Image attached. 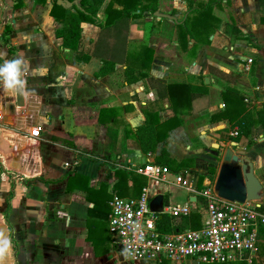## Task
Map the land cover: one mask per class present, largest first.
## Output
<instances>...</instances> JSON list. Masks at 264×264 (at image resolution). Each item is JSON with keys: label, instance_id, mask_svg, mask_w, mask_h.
Returning <instances> with one entry per match:
<instances>
[{"label": "crops", "instance_id": "1", "mask_svg": "<svg viewBox=\"0 0 264 264\" xmlns=\"http://www.w3.org/2000/svg\"><path fill=\"white\" fill-rule=\"evenodd\" d=\"M53 1L0 0V61L13 45L9 60L27 62L21 77L37 104L36 123L29 124L30 99L23 95L19 104L15 92L19 124H26L15 119L12 126L0 100V166L22 174L7 184L4 213L13 226V264H117L110 202L137 198L144 188L149 202L162 194L164 207L189 204L201 221V190L213 186L229 146L252 159L264 184V0H137L145 12L129 19L116 59L94 53L99 27L89 20L81 21L76 47L65 46L56 33L64 23L50 13ZM56 1L72 11L81 7V0ZM108 1L96 9L102 21ZM4 88L1 81L0 95ZM243 116L248 133L237 139ZM143 125L157 139L154 149L141 147L136 131ZM4 130L17 136L13 144ZM213 143L215 160L203 155ZM164 151L190 164L188 171L170 169L164 180L135 171ZM175 173L186 183H177ZM258 257L264 264V230L252 260ZM188 259L177 263L202 262Z\"/></svg>", "mask_w": 264, "mask_h": 264}, {"label": "built area", "instance_id": "2", "mask_svg": "<svg viewBox=\"0 0 264 264\" xmlns=\"http://www.w3.org/2000/svg\"><path fill=\"white\" fill-rule=\"evenodd\" d=\"M135 171L156 180H164L171 172L167 165L156 161H146ZM174 177L177 183H186L182 174L175 173ZM201 195L206 201L201 225L171 230L159 227L160 213L152 210L146 188L137 198L115 196L108 215L113 248L130 259L148 258L159 263H177L187 258L200 262H251L263 234V202L228 200L218 196L213 186L202 189ZM163 208L172 217L187 216L192 211L189 204Z\"/></svg>", "mask_w": 264, "mask_h": 264}, {"label": "trees", "instance_id": "3", "mask_svg": "<svg viewBox=\"0 0 264 264\" xmlns=\"http://www.w3.org/2000/svg\"><path fill=\"white\" fill-rule=\"evenodd\" d=\"M98 3L89 4L87 0H81V7H75V11H72L68 8H64L63 5L54 0L50 13L64 23L62 28L56 30V33L62 38V42L65 46L75 48L80 37L81 21L89 20L99 27V36L96 41L94 53L102 58L110 57L116 59L115 57L123 53L129 19L142 15L145 12L146 7L142 8L141 3L137 0H109L105 7L107 17L105 21H102L96 16V9L99 5ZM115 4L121 5V7H116ZM16 5H18V3ZM56 9L60 12L56 13ZM98 45L100 46L99 49ZM121 47L123 48L121 49ZM222 115L223 113L219 116ZM245 123V116L240 120H237L236 124L240 129L236 136L237 139L242 134L248 133V124ZM151 131L152 129L148 125H143L137 128L136 131L141 147L145 151L148 149H154L155 147L157 139H152V136L150 138L148 134L151 133ZM150 141L154 143L150 144ZM155 161L167 165L174 172L181 171V163H177L175 160L170 159L168 153L165 151L162 152ZM209 172L215 173V168L210 166ZM161 215L162 216L159 219V227L163 230L182 228L187 222L193 228L201 225L200 213L197 211H193L187 216H179L182 220L179 223L170 218L166 212ZM262 229L264 230V227ZM159 264H169V262L168 260H162ZM200 264H248V262L245 259H242L230 262H201ZM251 264H255V261L253 260Z\"/></svg>", "mask_w": 264, "mask_h": 264}, {"label": "water", "instance_id": "4", "mask_svg": "<svg viewBox=\"0 0 264 264\" xmlns=\"http://www.w3.org/2000/svg\"><path fill=\"white\" fill-rule=\"evenodd\" d=\"M58 2H61V0H58ZM2 94L3 95L0 97L2 106L7 109H13L14 104L9 103V101L12 100L11 94H8V91L6 93L3 92ZM7 94L9 96H7ZM28 98L30 99V106L25 120L29 124H34L36 123L35 120L37 116V104H35L36 97L33 95H28ZM16 100L19 104L21 103L19 92L16 93ZM14 112L17 113L16 109H14ZM16 115L17 123L23 122V116L18 114ZM28 123L27 126L29 127ZM212 147L213 148H208L206 152L203 153V155L211 160H215L219 154V144L213 143ZM213 190L218 196L228 200L262 201L264 184L258 179L254 172V164L252 159L248 156H243L236 153L233 148L229 146L225 149L222 155L213 183ZM150 206L152 210L160 213L159 215L161 218L164 207L162 194H157L154 196L150 201ZM4 237L7 238V235L4 234ZM6 253L3 258L5 260L3 264L10 263Z\"/></svg>", "mask_w": 264, "mask_h": 264}, {"label": "rangeland", "instance_id": "5", "mask_svg": "<svg viewBox=\"0 0 264 264\" xmlns=\"http://www.w3.org/2000/svg\"><path fill=\"white\" fill-rule=\"evenodd\" d=\"M7 27H9V25H7ZM5 40H6V43H7V38H5ZM8 46H7L8 47V50H7L8 52H6L5 58L9 60V58L14 56L16 52H15V47L13 45H8ZM7 53H9V54H7ZM3 61L4 60L0 61V65H2L5 62V61L4 62ZM20 79L22 80V77H20ZM1 81L2 80H0V82ZM24 98H25V96H24ZM20 101H21L20 104H23V95L22 94H20ZM12 120L14 121L13 117H12ZM10 130H13V129H10ZM34 130H35V128H34ZM19 144H21V142ZM14 165L17 166L18 164H14ZM187 165H190V164H183L182 165V168L184 169L182 172L188 171V166ZM21 176H22V174L20 172H17V171L12 172L11 171L9 173V172H6V170L2 166H0V224H1L0 225V232L6 234L7 235V239H9L11 241V245H10V248H9V251H8V255H9L10 259L12 260V262H15L17 260L16 256H15V246H14V240H13V226H12L11 221L6 218L4 213H8V211H9L8 207H7V205H8V195L7 194H8L9 190H7V189L9 188L12 180H14L15 178H20ZM8 183H10V184L7 185ZM6 196H7V199H6ZM190 227L191 226H190V224H188V222L185 223L184 228H190ZM110 245H111V243H110ZM116 254H117L116 255L117 264H155L154 261L152 262V261H144V260H132L130 258L125 257L119 251H116ZM260 258L261 257L257 258V260L255 261V264H259ZM187 262H190V260L188 258H187ZM251 263L248 262V264H251ZM169 264H179V263L169 262Z\"/></svg>", "mask_w": 264, "mask_h": 264}, {"label": "clouds", "instance_id": "6", "mask_svg": "<svg viewBox=\"0 0 264 264\" xmlns=\"http://www.w3.org/2000/svg\"><path fill=\"white\" fill-rule=\"evenodd\" d=\"M27 70L28 64L23 58L5 60V62L0 65V80L3 81L5 89L11 90L13 93L19 92L27 97L29 93L26 89V81L20 79ZM37 71H42L43 73L46 72V69ZM10 245L11 241L5 238L4 234L0 232V261L3 260L5 253L9 251Z\"/></svg>", "mask_w": 264, "mask_h": 264}, {"label": "bare ground", "instance_id": "7", "mask_svg": "<svg viewBox=\"0 0 264 264\" xmlns=\"http://www.w3.org/2000/svg\"><path fill=\"white\" fill-rule=\"evenodd\" d=\"M3 86H4V85H3ZM7 91H8V94L13 93L11 90H7V89H5V88L3 89L2 92H5V93H6ZM1 94H2V93H1ZM8 94H7V96H9ZM12 95L15 96V93L11 94V97H12ZM0 96H1V95H0ZM0 100H1V99H0ZM8 100H9V99H8ZM13 101H14V98L12 97V100H11V103H12V104H14ZM16 108H17V105H16V107L14 106L13 109H10V113H11V112H12V113H15V112H14V109H16ZM20 108H21V107H20ZM21 109H22V108H21ZM16 111H17V113H15V114H18V111H21V110H19V108H18ZM10 113H9L10 118L8 119V121L10 120V122H8V124H11V125L13 126V123H12L11 120H12V117H13V116H16V115H14V114H12V113H11V115H10ZM21 114H23V113H22V112L19 113V115H21ZM9 116H8V117H9ZM11 116H12V117H11ZM15 119H16V117L14 118V121H15ZM6 121H7V120H6ZM14 121H13V122H14ZM29 122H30V121H29ZM16 123H17V122H16ZM24 124H26L25 121H24ZM24 124H23V125H24ZM17 125H22V124L17 123ZM23 125H22V126H23ZM25 127H26V126H25ZM33 128H35V126H31V127H30V126H29V127L27 126L26 129H27L28 131H31ZM3 133H4V135H5V138L8 139L9 144H11V143L13 144V142L15 141L14 139L17 138V136L14 134V132H12V131H10V130H9V131H8V130H4ZM4 135H3V136H4ZM22 139H23V138H22ZM24 139H26V138H24ZM12 141H13V142H12ZM26 141H27V140H26ZM24 154H25V152H24ZM24 157H25V156H24ZM27 169H28V168H27ZM27 169H26V170H27ZM0 225H1V224H0ZM2 228H3V227H2ZM6 254L8 255V252H7ZM8 258H9L8 261H9L11 264H13V262H12V260L10 259L9 255H8ZM4 261H5L4 259H3L2 261H0V262H2L1 264H3ZM10 263H9V264H10ZM5 264H6V263H5Z\"/></svg>", "mask_w": 264, "mask_h": 264}]
</instances>
